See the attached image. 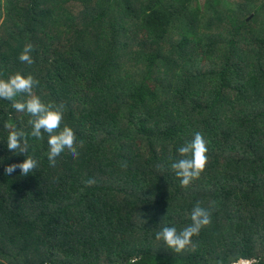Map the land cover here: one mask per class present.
I'll return each instance as SVG.
<instances>
[{
	"label": "trees",
	"instance_id": "1",
	"mask_svg": "<svg viewBox=\"0 0 264 264\" xmlns=\"http://www.w3.org/2000/svg\"><path fill=\"white\" fill-rule=\"evenodd\" d=\"M16 73L84 146L50 166L48 134L0 99V264H264V0H0V79ZM196 132L208 163L182 187L170 165ZM197 202L214 205L195 247L156 239Z\"/></svg>",
	"mask_w": 264,
	"mask_h": 264
},
{
	"label": "clouds",
	"instance_id": "2",
	"mask_svg": "<svg viewBox=\"0 0 264 264\" xmlns=\"http://www.w3.org/2000/svg\"><path fill=\"white\" fill-rule=\"evenodd\" d=\"M34 45L26 43L18 59L22 63L32 65L34 63L32 52ZM39 81L32 75H22L16 73L7 80L0 79V99L11 102L13 109L20 113L29 114L32 119L28 121L31 125L30 135L37 140L43 139V134H48L49 151L47 159L49 165L55 167L56 158L67 150L73 159L80 155L79 149L84 146L83 140H77L73 129L66 124L61 128L66 106L63 103L45 104L39 96L35 95L33 89L38 86ZM24 97V99H18ZM6 128H12L7 136V148L13 152L24 154L27 152V135L24 131H17L11 124H6ZM206 141L200 132L194 134L191 141H186L183 146L178 148L179 159L171 163L170 167L175 175L180 178L182 187H187L193 180L198 179L205 171L208 163ZM37 162L31 157H26L22 163L10 164L5 167L6 174L13 173L16 169L20 170L21 175L26 176L36 168ZM122 167H127L126 162ZM91 183V182H89ZM201 206L197 202L190 215L192 223L178 231L175 226H165L156 233V239L162 240L167 248L179 253L185 249L195 247L192 241L193 236H197L203 227L211 223V208ZM139 257L132 258L130 264H137ZM216 264H223L217 261ZM232 264H254V262L234 260Z\"/></svg>",
	"mask_w": 264,
	"mask_h": 264
}]
</instances>
